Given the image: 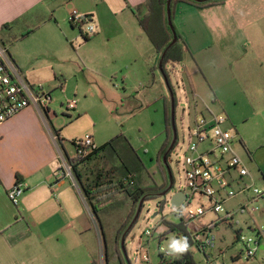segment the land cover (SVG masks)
Segmentation results:
<instances>
[{
    "label": "crops",
    "instance_id": "0c3cea01",
    "mask_svg": "<svg viewBox=\"0 0 264 264\" xmlns=\"http://www.w3.org/2000/svg\"><path fill=\"white\" fill-rule=\"evenodd\" d=\"M90 1L0 0V49L5 50V58L29 82H42L46 74L37 70V62L56 51L53 45L57 42L66 51L73 46L72 39H78L77 27L71 25L68 15L77 10L94 20L96 7ZM101 1L111 15L130 9L135 23L131 27L124 22L121 29L107 32L105 43L120 37L137 50L135 56L145 60L154 50L137 25L144 0ZM172 21L184 44L181 62L194 67L206 89L205 98L212 102V107L204 103L205 108L199 109L194 99L195 110L226 116L225 126L235 135L233 144L237 145L232 149L248 170L245 181L258 187L260 182L264 187V0H225L204 8L179 1ZM5 24L8 26L3 28ZM41 26L45 30L36 37ZM85 37L89 36L85 33ZM148 61L153 62V56ZM189 84L191 93L198 97L194 85ZM58 119L50 106L48 110L29 106L0 122V264L97 261L82 235L83 211L91 212L75 182L67 177L55 179L51 168L53 159L75 154L63 143ZM16 181L23 184L24 191L14 205L7 191ZM243 195L248 205L250 193ZM259 201H264V196ZM226 210L232 213L231 218L222 221H232L238 212L246 211L245 201L228 205ZM260 210L259 216L264 214ZM251 222L245 224L261 231L257 238L259 248L264 249L262 225L252 215ZM240 255L241 251L236 259ZM252 259L256 263V253L248 260Z\"/></svg>",
    "mask_w": 264,
    "mask_h": 264
},
{
    "label": "rangeland",
    "instance_id": "374dc122",
    "mask_svg": "<svg viewBox=\"0 0 264 264\" xmlns=\"http://www.w3.org/2000/svg\"><path fill=\"white\" fill-rule=\"evenodd\" d=\"M90 3L94 8L96 7L94 20L91 21L95 33L89 36V40H84L86 25L81 28L83 34H80L78 27L74 28L78 39H72L73 46L68 47L66 51V47L62 49L60 43H55L53 47L57 50L43 56L36 67L38 66V71L47 75L40 83L50 92V109H54L59 118L61 138L65 145L71 146L74 150L72 141L84 138L86 135L92 136L98 146L113 140L112 146L100 151L98 155H93L87 161L85 168L89 177L88 182L102 183L99 192L101 210L97 218L85 209L81 217V226L83 239L86 236L97 264H105V250L108 253L109 264H117L114 238L116 239L120 230L127 229L136 211L124 189L113 190L108 185L118 179H123L126 184L125 164L133 171L136 180L144 186L151 184L152 181L158 186L166 182L163 174L168 179L167 167L160 152L170 130L167 126L166 114L169 107L171 123V99L159 65L156 66L154 60L148 61V58L154 56L153 51L144 60L135 56L137 50L120 37H114L110 42L105 43L104 37L108 35L107 32L121 29L124 22L130 23L131 27L134 26L131 10L127 8L118 15H111L103 1L92 0ZM44 30L41 26L36 32V37L41 36ZM147 46L150 45L147 43ZM184 65H187V68ZM165 70L176 99L174 116L177 143L167 157L174 186L166 196L160 195L165 190L162 189L154 195L155 197L145 199L136 222L126 231L124 246L130 264H147L142 260V255L145 253L149 255L150 264H158L161 253L159 245L173 253L169 248L170 242L173 239L184 238L178 233L166 234L164 220L178 221V217L173 213L174 207L169 202V197L175 190H183L189 195L190 202L184 206L185 208H195L198 204L207 206L209 203L206 197L192 195L186 187L184 159L189 154L192 119L199 113V110H195L189 83L191 82L196 88L198 97L195 99L199 109L205 108L204 103L212 107V102L205 98L207 93L200 75L185 60L173 64L167 63ZM69 103L73 104L74 109H67ZM232 147L237 148V145L233 144ZM72 177L71 179L67 176L70 180H74L83 196L80 181L74 173ZM69 179H67L68 183ZM257 184L261 186L260 182ZM83 198L85 200L84 196ZM239 200L245 201L246 211L238 212L232 221H222L214 226L212 229V234L215 236L214 247L207 246L204 252L195 244L190 247L198 264H214V262L215 264H263L264 249L262 248L256 251V263L253 259L252 261L244 259L242 254L236 259L237 254L245 250V245L235 239V232L241 229L245 237L258 236L254 226L249 228L245 224L251 222V215L258 219L259 226L262 225L261 230L264 231V214L259 216L260 209L252 211L243 194L223 205L227 208L228 205H235ZM258 204L264 211V201H259ZM87 207L89 209L88 204ZM218 216L223 217V213L207 212L194 221V225H206L217 220ZM99 226L102 230L101 236ZM146 229L152 230V234H143ZM121 236L118 250L126 264L121 250ZM159 238L162 240L159 241ZM261 243H264V238H261ZM17 262L20 263V260Z\"/></svg>",
    "mask_w": 264,
    "mask_h": 264
},
{
    "label": "built area",
    "instance_id": "2783aa9c",
    "mask_svg": "<svg viewBox=\"0 0 264 264\" xmlns=\"http://www.w3.org/2000/svg\"><path fill=\"white\" fill-rule=\"evenodd\" d=\"M71 25L81 29L86 25V35L94 33L91 17L77 10L68 15ZM193 100L196 98L192 94ZM51 103L50 92L41 83H31L25 79L21 72L5 58V50L0 49V122H4L29 106H36L41 110H48ZM69 103L67 109H72ZM226 116L208 112L194 115L189 132L188 152L184 159L186 187L192 195H199L208 199V205L198 204L195 208L184 206L190 202L189 195L179 207H174V215L178 220H184L191 231L190 235L200 251L204 252L207 246H215V236L212 234L214 224L231 218L232 213L227 211L224 203L239 194L250 193L249 203L252 211L260 209L258 200L264 196V187H258L252 181H245L248 170L242 160L234 153L232 146L235 135L225 126ZM75 154L73 157L85 158L98 146L90 135L72 141ZM72 157V158H73ZM71 158H55L51 168L55 179L72 177ZM74 181V180H73ZM24 191L21 182L15 184L7 191V197L14 205ZM207 212L223 213V217L206 225L196 226L194 221L200 219ZM143 234L151 235L152 230L146 229ZM257 235H261L260 230ZM185 238V237H184ZM237 238L245 245L241 251L246 260L255 255L260 247V238L247 236L237 232ZM162 238H159L161 241ZM158 264H168V261L177 253H170L159 245ZM143 262L149 263V255H142ZM210 264V263H208ZM215 264V262H214Z\"/></svg>",
    "mask_w": 264,
    "mask_h": 264
},
{
    "label": "trees",
    "instance_id": "16d2710c",
    "mask_svg": "<svg viewBox=\"0 0 264 264\" xmlns=\"http://www.w3.org/2000/svg\"><path fill=\"white\" fill-rule=\"evenodd\" d=\"M179 1L192 4L198 8H204L207 6L222 3L225 0H171L170 1L171 20L173 19L175 5ZM141 8L143 12L138 17L137 20L138 26L142 30V32L146 35L147 39L149 40V42L153 47L154 50L153 60L156 66L159 65L161 55L163 52H165L161 60V67L163 69L164 74L168 78V75L165 70V65L167 63H172V64L178 63L183 60L184 57L183 41L176 27L174 26L173 21H172V27L168 24L167 10H166L167 0H144L143 4L141 5ZM6 26H8V24H5L3 28H5ZM174 35L177 37V39L173 44H170L171 41L173 40ZM85 39L88 40L89 37H85ZM172 92H173V99L175 106L176 99H175V92L173 89ZM166 121H167V126L170 130L168 133L167 141L163 146V148L161 149L160 155L165 154L172 140V128L170 123L169 107L167 109ZM176 143H177V139L175 144ZM112 145H113V140H109L106 143H104L102 146L97 147L92 153L88 154L85 158L73 157L69 160L72 166V172L75 174L76 178L80 181V189L89 206V210L92 213V215L94 217L96 216L97 218H99V212L101 210V194L99 192H100V188L102 187L100 186L102 185V183L94 182V184H92L91 182H88L89 177H87V172L85 167L87 165V161L91 159L93 155L100 154V151H104L107 149V147ZM168 155L169 153L166 155V163H167ZM125 167L127 168L125 173L126 174L125 177L127 178L126 184L123 179H118L116 182H111L108 186L109 188L118 191L124 189L126 191L128 199L135 208V211L139 201L142 198H144L145 200L155 197L154 195L158 193V191L165 189L168 186V179L165 174L163 175L165 176L166 182L163 183L161 186H158L155 181L154 182L152 181L151 184L144 186L143 184L139 183L138 180H136L137 178L134 175L133 171H131L130 168L126 166V164ZM164 223L167 228L166 234L167 233L182 234L187 239L189 245V248L186 252L177 253L176 256H174L172 259L168 261V264H198L194 259L193 254L190 251V247L194 244V242L190 235L191 231L189 230L188 225L185 223V221L178 220L177 222H172V221L164 220ZM99 229L101 236L102 230L100 226ZM123 230L125 229L123 228L122 230H120L116 235V239L114 238V248L118 256L117 264H125L124 260L121 259L118 250L119 237L124 232ZM104 262L105 264H109L108 253L106 252V250L104 251ZM91 264H97V262L93 261L91 262Z\"/></svg>",
    "mask_w": 264,
    "mask_h": 264
},
{
    "label": "water",
    "instance_id": "95a60500",
    "mask_svg": "<svg viewBox=\"0 0 264 264\" xmlns=\"http://www.w3.org/2000/svg\"><path fill=\"white\" fill-rule=\"evenodd\" d=\"M170 1L171 0H167V9L166 10H167L168 24L172 27ZM176 39H177V37L174 35L173 40L171 41L170 44H173L176 41ZM164 53L165 52L162 53L161 58H160L159 69H160L161 73L163 74L164 82H165V84H166V86H167V88L169 90V94H170V99H171V128H172V140H171V143H170L167 151L163 155V160L166 163V155L171 151V149L173 148V146H174V144L176 142L177 130H176V126H175V116H174L175 106H174L173 92H172V89H171V87H170V85L168 83L167 77L164 74L163 69L161 67V60H162V58L164 56ZM166 167H167L169 185L163 192H161V194H160L161 196H166L173 189L172 173H171V170H170L169 166L167 165V163H166ZM186 197H187V195H186V193L183 190H175L171 194V196L169 197V202H170V204L173 207H179L183 203V201L186 199ZM143 202H144V198H142L139 201V203L137 205V208H136V212H135L130 224L128 225L127 229L122 234L121 239H120L121 250H122V253H123V255H124L125 259H126V264H130V261L127 258L126 251H125V246H124L125 234H126V231L131 228V226L134 224V222L138 218L139 213H140L141 208H142Z\"/></svg>",
    "mask_w": 264,
    "mask_h": 264
},
{
    "label": "clouds",
    "instance_id": "9594fccd",
    "mask_svg": "<svg viewBox=\"0 0 264 264\" xmlns=\"http://www.w3.org/2000/svg\"><path fill=\"white\" fill-rule=\"evenodd\" d=\"M169 248L174 253H184L188 250L189 245L186 238H182L181 240L173 239L170 242Z\"/></svg>",
    "mask_w": 264,
    "mask_h": 264
},
{
    "label": "flooded vegetation",
    "instance_id": "af4514ba",
    "mask_svg": "<svg viewBox=\"0 0 264 264\" xmlns=\"http://www.w3.org/2000/svg\"><path fill=\"white\" fill-rule=\"evenodd\" d=\"M168 185H169V181H168ZM173 186H174V181H173ZM167 187H168V186H167ZM167 187H166V188H167ZM166 188H165V189H166Z\"/></svg>",
    "mask_w": 264,
    "mask_h": 264
}]
</instances>
